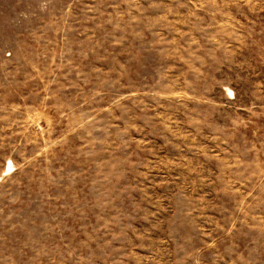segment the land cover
<instances>
[{"label":"rangeland","instance_id":"374dc122","mask_svg":"<svg viewBox=\"0 0 264 264\" xmlns=\"http://www.w3.org/2000/svg\"><path fill=\"white\" fill-rule=\"evenodd\" d=\"M0 264H264V0H0Z\"/></svg>","mask_w":264,"mask_h":264}]
</instances>
